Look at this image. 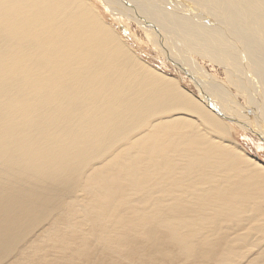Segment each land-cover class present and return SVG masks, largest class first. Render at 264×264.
Wrapping results in <instances>:
<instances>
[{
    "label": "bare ground",
    "instance_id": "1",
    "mask_svg": "<svg viewBox=\"0 0 264 264\" xmlns=\"http://www.w3.org/2000/svg\"><path fill=\"white\" fill-rule=\"evenodd\" d=\"M91 1L0 0V264L76 233L151 264H264V164L228 141L264 150V0Z\"/></svg>",
    "mask_w": 264,
    "mask_h": 264
},
{
    "label": "rangeland",
    "instance_id": "2",
    "mask_svg": "<svg viewBox=\"0 0 264 264\" xmlns=\"http://www.w3.org/2000/svg\"><path fill=\"white\" fill-rule=\"evenodd\" d=\"M88 1H90L92 5L94 4L91 0ZM99 11L100 10H98V12ZM99 14L102 16L101 11L99 12ZM103 21L105 20L103 19ZM105 22L111 25L108 21ZM130 25L135 26L134 24L129 23L128 26ZM135 28L130 27L129 31L132 32V30L133 29L135 30ZM138 31L140 32L139 29ZM128 36L130 37L129 42H127V40H125L123 36L122 38L129 45V47L136 53L138 58H140L148 65L152 66L154 69L162 72L163 74L172 77H178L180 81V85L184 89L191 92L196 97L199 96L198 91L193 87V85L188 84L191 82L189 78H187V76L183 75L181 72L180 73L175 72L174 69L171 68V66L161 61L155 55V53L149 48V46L146 47L147 46L146 43L142 44L140 41L138 42L137 41L138 39L136 38L135 35H133L132 33L130 34L128 33ZM255 46L257 48V45ZM195 55L196 54L192 56L194 58L193 60L199 63L200 67H202L204 71L209 74V76L221 82L225 86V88H227V90L229 91L230 96L237 102V104L241 105V108L244 109L246 113L248 112L253 113V111H249L248 108L246 107V103L248 102L245 101L246 97L241 94L238 86L235 85L236 82L233 79L234 77L229 76L228 75L229 73L226 72L227 71L226 69L216 65L215 63H214L215 65L212 64L211 63L212 61H209L207 58H203L200 55H199L200 57L198 55L196 56ZM178 74L180 76H178ZM191 80H192V75H191ZM231 81H233V83ZM249 102L253 110L257 109L259 112H262L264 102H262L261 100H255L252 97ZM258 117L261 118L260 115H258ZM240 130H238V128H235L231 136L228 137V141L230 143L236 141L242 146V148L246 151V153H249L256 159H258L262 164H264V150L258 148L257 140L254 137L250 136L249 134H246V132L244 131L242 132ZM228 145L231 146V144ZM88 235L89 234H81V233L74 234L73 235L74 241H72V243H70L68 246H64L60 242H54L57 243V245L54 243L50 244L48 240H45L41 245L38 246V248L31 255V257H28L24 261V264H144V263L151 264V260L145 256L130 257L126 252L119 251L116 248H113L114 251L113 255L103 253L101 249L95 247V244L98 241H88ZM62 243H68V242H62ZM163 264H184V263L183 262L178 263L175 261V262L163 263ZM190 264H200L199 259L191 261Z\"/></svg>",
    "mask_w": 264,
    "mask_h": 264
},
{
    "label": "water",
    "instance_id": "3",
    "mask_svg": "<svg viewBox=\"0 0 264 264\" xmlns=\"http://www.w3.org/2000/svg\"><path fill=\"white\" fill-rule=\"evenodd\" d=\"M117 26H118V28H120L121 30H122V33H124V37H125V39L127 40V42H129V39H130V37L128 36V33L130 34V33H132L133 35H135L136 36V38L138 39L137 41L139 42H141V43H143L144 44V41H146V38L137 30V28H135L133 25H130V27H134L135 28V30L133 29L132 30V32H130L129 31V26H126L125 27V24L124 23H122V22H120V23H118L117 24ZM117 28V27H116ZM147 44V43H146ZM147 47V46H146ZM211 106H212V104H210ZM215 109V108H214ZM217 110V109H216ZM216 112H218V111H216ZM219 113V112H218ZM220 114V113H219ZM222 117H224L225 119H228V117L227 116H225L223 113L222 114H220ZM231 122H233V121H231ZM263 144H264V142H263Z\"/></svg>",
    "mask_w": 264,
    "mask_h": 264
}]
</instances>
